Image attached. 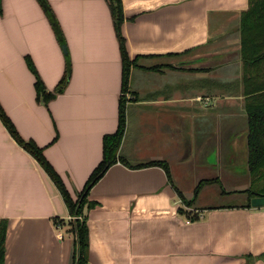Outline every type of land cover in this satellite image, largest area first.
Instances as JSON below:
<instances>
[{
    "label": "crops",
    "instance_id": "1",
    "mask_svg": "<svg viewBox=\"0 0 264 264\" xmlns=\"http://www.w3.org/2000/svg\"><path fill=\"white\" fill-rule=\"evenodd\" d=\"M121 1L135 65L118 156L165 162L199 218L178 213L182 202L161 166L116 161L88 191L95 205L83 209L85 264H264V206L199 199L206 180L222 187L235 166L250 173L239 51L248 0ZM46 2L68 56L38 0H2L0 104L75 200L102 159L104 136L117 129L122 61L106 0ZM37 79L53 94L47 102L37 98ZM230 188L223 191L248 187ZM70 218L55 184L0 120L4 263L71 264Z\"/></svg>",
    "mask_w": 264,
    "mask_h": 264
},
{
    "label": "trees",
    "instance_id": "2",
    "mask_svg": "<svg viewBox=\"0 0 264 264\" xmlns=\"http://www.w3.org/2000/svg\"><path fill=\"white\" fill-rule=\"evenodd\" d=\"M111 12L113 28L118 41L119 51L122 61V95L119 101L118 126L114 133L107 134L103 138V155L101 161L95 167L84 187L78 192L77 198L73 200L60 176L55 172L50 163L43 155L41 147L32 140L24 139L16 130L9 117L6 115L0 104V120L7 129L11 137L27 151L41 166L45 173L57 187L62 199L71 215L69 220L70 231L73 235L72 263L76 257V248L78 245L79 257L77 264H85V253L88 246L86 217L83 214L84 207L91 208L95 205L87 197L90 187L102 176L106 169L120 161L121 163L134 168L146 167L151 165L161 166L168 177V181L174 187L182 204L177 211L187 220H196L199 218L197 212L188 209L194 202V196L187 199L181 191L173 184L168 165L159 160L140 162L131 164L126 159L118 156V149L125 131V104L128 101L125 94L128 91V79L130 69L135 65V59H130L127 53L125 38L121 32V25L124 20L123 6L121 0H106ZM2 12V0H0V13ZM240 57L243 65V85L244 95L247 96L245 108L248 118L247 133V164L250 174L253 178L264 180V0H248V7L240 16ZM67 75L63 78L56 88L61 91L66 82ZM37 98L47 102L53 94L46 91L40 79L35 82ZM208 181V180H206ZM205 181V182H206ZM199 185L194 190V194L199 190ZM246 193L247 199L253 196L264 195V187L261 191H252L250 188L240 190ZM249 203V202H248ZM55 225H60L61 221L54 219ZM7 229V220L0 219V264L4 263L5 236Z\"/></svg>",
    "mask_w": 264,
    "mask_h": 264
},
{
    "label": "rangeland",
    "instance_id": "3",
    "mask_svg": "<svg viewBox=\"0 0 264 264\" xmlns=\"http://www.w3.org/2000/svg\"><path fill=\"white\" fill-rule=\"evenodd\" d=\"M235 168L236 169L234 170L238 171L237 173L238 176L234 174L232 179L231 178H229L228 180L225 179L222 187L217 186V184L211 185V183L214 182L211 180L206 181L207 183L204 182L208 184V186H205L204 183H202L204 186H203V191L201 193L202 195H200L199 199L201 201H204L205 203H213V204L242 203V202H246V203L249 202L250 204V200L252 197L250 199H247L246 193H244L245 195H240L242 193H239L238 191H232L231 193H227V191H229V189L233 190V188L230 187H232L236 183H240V184L246 183L247 187L250 188V190L261 191L264 187V180L253 178V176L250 173L247 179L246 178L247 174L244 171L243 166L241 167L235 166ZM190 178H192V176H190ZM187 183H191V179H187ZM223 189L227 191H223Z\"/></svg>",
    "mask_w": 264,
    "mask_h": 264
},
{
    "label": "water",
    "instance_id": "4",
    "mask_svg": "<svg viewBox=\"0 0 264 264\" xmlns=\"http://www.w3.org/2000/svg\"><path fill=\"white\" fill-rule=\"evenodd\" d=\"M40 5L42 6L43 10L45 11L47 17L49 18L55 32L57 33L58 37H59V40H60V43L62 45V48H63V52L65 53V56L67 57V50H66V47H65V43L62 39V36H61V33L59 31V28H58V25H57V22L46 2V0H38ZM67 62H68V59H67ZM69 64V62H68ZM67 64V66H68ZM69 67V66H68ZM250 205L253 206V207H262L264 206V195H258V196H253L250 200ZM78 257H79V250H78V245H77V248H76V257H75V261H74V264H77V261H78Z\"/></svg>",
    "mask_w": 264,
    "mask_h": 264
}]
</instances>
